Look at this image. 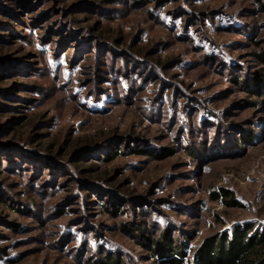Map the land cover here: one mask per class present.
I'll use <instances>...</instances> for the list:
<instances>
[{
    "label": "rangeland",
    "instance_id": "obj_1",
    "mask_svg": "<svg viewBox=\"0 0 264 264\" xmlns=\"http://www.w3.org/2000/svg\"><path fill=\"white\" fill-rule=\"evenodd\" d=\"M263 47L264 0H0V264H157L166 229L195 264L264 226V89L238 83Z\"/></svg>",
    "mask_w": 264,
    "mask_h": 264
},
{
    "label": "trees",
    "instance_id": "obj_2",
    "mask_svg": "<svg viewBox=\"0 0 264 264\" xmlns=\"http://www.w3.org/2000/svg\"><path fill=\"white\" fill-rule=\"evenodd\" d=\"M254 57L261 65V68L254 73L251 80H239L242 83V89L247 90L255 98L262 96L264 89V47L254 53ZM17 87H19L17 85ZM21 89V87H19ZM258 100V99H257ZM251 108L260 106L259 101L248 103ZM264 107V103L262 105ZM264 128V127H263ZM249 141H258L259 136L256 133L248 135ZM238 139L235 141L237 148H243L244 140ZM88 146L93 144L89 142ZM252 146V145H251ZM209 145L208 141L199 143L197 152L193 157L199 160L204 159L209 155L210 150L214 151L216 148ZM133 154L145 155L148 153L145 149H131ZM123 149L118 146L111 156L121 154ZM2 152V151H1ZM239 151H234V154ZM171 154H164L161 158L164 159ZM212 200L221 202L224 206L230 208H239L242 205L234 198L231 191L220 188L212 193ZM4 202L5 201H1ZM118 203V202H117ZM116 203V204H117ZM108 212H111L108 209ZM112 214H121V210L117 208L111 212ZM170 229H166L162 233V241L151 240L147 241L144 246L150 249L154 262L161 264H185L188 255V244L174 239L169 234ZM112 253H109L111 255ZM113 257V258H112ZM107 256L106 261L111 260L112 264H124L121 258L116 259L114 256ZM115 258V259H114ZM195 264H264V226H257L254 223L235 224L229 229L217 232L210 237H207L200 246L197 247L194 253ZM163 262V263H162ZM102 264H107L102 262ZM109 264V263H108Z\"/></svg>",
    "mask_w": 264,
    "mask_h": 264
}]
</instances>
